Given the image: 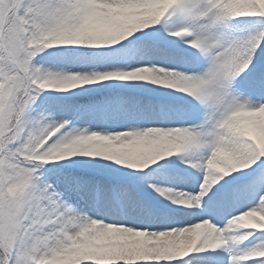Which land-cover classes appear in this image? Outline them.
Instances as JSON below:
<instances>
[{"label": "snow or ice", "instance_id": "snow-or-ice-1", "mask_svg": "<svg viewBox=\"0 0 264 264\" xmlns=\"http://www.w3.org/2000/svg\"><path fill=\"white\" fill-rule=\"evenodd\" d=\"M0 264H264V0H0Z\"/></svg>", "mask_w": 264, "mask_h": 264}]
</instances>
